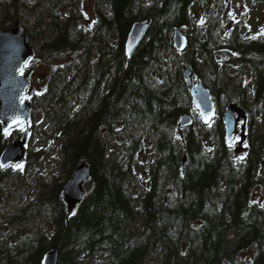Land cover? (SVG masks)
<instances>
[{
    "label": "trees",
    "instance_id": "1",
    "mask_svg": "<svg viewBox=\"0 0 264 264\" xmlns=\"http://www.w3.org/2000/svg\"><path fill=\"white\" fill-rule=\"evenodd\" d=\"M225 1L93 0L85 28L60 13L68 0H0V29L19 19L34 49L25 74L42 66V85L26 98L55 130L66 179L79 162L90 169L70 212L63 182L28 185V164L0 167V197L13 199L9 230L0 222V264H40L51 249L55 264H264V29L251 33L244 14L229 15L222 33ZM143 19L146 35L127 58V34ZM182 27L180 52L172 34ZM220 47L249 68L247 77L219 62ZM185 66L210 89L216 116L179 132V116L195 111ZM229 101L249 113L240 157L224 139ZM21 131L5 135L0 126V154ZM30 187L35 197L21 199Z\"/></svg>",
    "mask_w": 264,
    "mask_h": 264
},
{
    "label": "water",
    "instance_id": "2",
    "mask_svg": "<svg viewBox=\"0 0 264 264\" xmlns=\"http://www.w3.org/2000/svg\"><path fill=\"white\" fill-rule=\"evenodd\" d=\"M149 24L148 19H143L131 25L124 43L127 58L131 57L146 35ZM185 29V27L175 28L173 31V46L177 51H183L187 45ZM33 54V48L28 42L26 31L19 20H16L11 29L0 30V126L3 130H8L17 124H24L21 137L5 145L0 154V165L3 167L22 161L25 152L24 145L29 139L32 105L28 100L23 99V96L29 91L31 81L24 74L23 67ZM231 58L232 54L227 48L222 47L218 50V59L221 63H227ZM182 74L187 81L191 105L197 110L201 123L209 124L216 115L210 90L200 78L194 80V72L190 67H184ZM248 121L249 114L244 108L232 101L226 103L222 115L224 138L230 142L235 135L238 136L237 145L234 147L235 154L246 148ZM193 123L192 115L188 112L183 113L177 120L178 131L181 132L183 128L191 126ZM186 164L187 157L183 155L181 171H184ZM89 177L88 164L79 162L74 166L68 180L63 185L61 192L70 212L74 211L83 200V184ZM57 255L55 249L47 250L41 255L39 262L40 264H55Z\"/></svg>",
    "mask_w": 264,
    "mask_h": 264
},
{
    "label": "rangeland",
    "instance_id": "3",
    "mask_svg": "<svg viewBox=\"0 0 264 264\" xmlns=\"http://www.w3.org/2000/svg\"><path fill=\"white\" fill-rule=\"evenodd\" d=\"M59 11L64 15H70L72 13L73 16L79 18V23L85 28L91 27L90 25L94 21L93 0H68L64 6L59 8ZM223 11V16L219 18V20H222V33L226 30V25H230L227 18L230 14L233 19H236L238 16H241V14H244L247 21H249L248 25L251 33L256 34L258 31H262L264 29L263 2H259L257 0H226ZM202 14L197 16L194 22L195 26L193 24V28H191L189 33H194L198 30L197 24H200L201 20H203ZM218 50L219 49L215 51L216 58ZM230 64L232 71L239 70L245 77L249 75V68L246 65L241 64L238 60H233ZM29 65H31V62H29L28 66ZM42 75L43 71L40 62L34 63L33 68H30L28 71V76L32 81L31 93L38 90L42 85ZM193 114L194 119L198 122L197 111H194ZM29 124L30 137L27 144V151L38 154L40 157L38 159L36 156L29 159L25 158L21 163H19L22 165V168H25L28 164L27 171L25 173L27 177L26 184L30 185L35 183L37 180L43 184H48V186H52L56 180L64 183L66 181V173L57 159L59 152L58 142L54 138L55 130L49 128L50 122L45 120L40 109H35L34 112L33 109L31 110ZM21 126H23V124ZM142 156L144 157L145 153L142 154ZM36 194L37 190L34 187H30L21 193L20 198L23 200H29L33 199ZM257 197L264 202V195H257ZM12 200V198L7 200L4 197H0V222H2L6 228L7 226L5 222L9 211V206H7V204ZM7 229L9 230V228Z\"/></svg>",
    "mask_w": 264,
    "mask_h": 264
},
{
    "label": "snow or ice",
    "instance_id": "4",
    "mask_svg": "<svg viewBox=\"0 0 264 264\" xmlns=\"http://www.w3.org/2000/svg\"><path fill=\"white\" fill-rule=\"evenodd\" d=\"M231 16V14H230ZM201 23H203V20H201ZM18 122V121H17ZM5 135H8V132L7 130H5ZM0 167H3V165H0ZM13 168H22V165L20 164H15V165H12Z\"/></svg>",
    "mask_w": 264,
    "mask_h": 264
}]
</instances>
